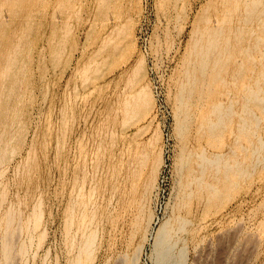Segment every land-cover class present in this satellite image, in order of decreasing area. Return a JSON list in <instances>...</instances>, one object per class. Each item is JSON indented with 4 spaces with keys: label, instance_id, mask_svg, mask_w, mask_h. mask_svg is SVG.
<instances>
[{
    "label": "rangeland",
    "instance_id": "rangeland-1",
    "mask_svg": "<svg viewBox=\"0 0 264 264\" xmlns=\"http://www.w3.org/2000/svg\"><path fill=\"white\" fill-rule=\"evenodd\" d=\"M225 8L0 0V133L16 135L2 143L0 264L14 233L8 264H264V52L246 78L226 70L234 56L193 73L196 39Z\"/></svg>",
    "mask_w": 264,
    "mask_h": 264
},
{
    "label": "bare ground",
    "instance_id": "bare-ground-1",
    "mask_svg": "<svg viewBox=\"0 0 264 264\" xmlns=\"http://www.w3.org/2000/svg\"><path fill=\"white\" fill-rule=\"evenodd\" d=\"M221 1L226 7L224 10L221 9L222 11L221 16L214 20L212 19L207 20V24L202 28V30L200 31L199 37L196 39L194 51H195V60L197 63V68L193 69V73H196L198 69H203V71L205 72L208 69L209 63L210 65L214 67L220 66V68H225V65L228 62L227 58L234 56L235 59L232 61L233 65L227 68L226 70L232 71L234 73L233 75L235 78H238V76H241V77L244 76V78H246L245 76L246 67L243 64L244 60L247 59L251 51H253L256 48L259 50V52H264V48L263 46H261V44L264 43V16H263L264 13L263 11L259 9V6L261 5L263 0H221ZM252 22H258L257 32H260L259 35L256 36L255 41L251 40V34L246 31V29L249 28L248 27L249 25L247 24H250ZM125 30L126 29L124 28H121V29L119 28L118 33H124ZM252 32L254 33L255 30ZM127 38H129V36H127ZM128 40L131 45V42H132L131 38H129ZM231 41L232 43L230 44ZM239 55H241L243 58L236 57ZM14 56L11 57L12 60L10 64L7 62L9 66L12 65L13 68L15 66ZM143 65H144L143 59L138 60L134 64V66L131 69V73L129 75L131 82H134L135 78H138L141 75ZM9 66H7V69L9 68ZM260 72H264V66L262 67ZM14 89H15L14 84H11L10 91L13 92ZM3 94H4V91H3ZM148 95H149L148 92H146L145 90H141L138 93V97H139L138 99L140 101H144L146 100ZM180 110H182L181 104L179 107V111ZM211 124L212 123H210V125ZM15 139H16V135H13V133H11L9 130H4L0 133V161L7 154V150L5 151L2 143L4 142L12 143ZM216 162H217V156H215L214 158L204 157V163L203 165H201V172L204 173L205 170H207V168L210 165H213ZM11 215L12 214L8 216V222H7V223H10L11 225L6 224L7 226H12V221H14L13 215L12 216ZM5 216H7V214ZM41 216L42 214H40V217ZM7 226L6 228H8ZM8 230H11V228H8L6 231ZM170 231H171V228L169 227V223L167 222L162 224V226L157 231L158 235L155 241L156 242L155 245L156 247H159L161 250L159 251V254L161 253L162 258H164L163 263H166L167 256H168L167 254L169 253L168 250H169ZM14 232L17 233V231L15 230ZM12 233L13 231L8 234L11 235ZM14 234L11 235L12 239L9 235L8 236L5 235L3 237L5 239H2V243L4 242V247L2 244V249L4 248V251L2 252L1 250V252L4 253L5 258L2 257V260L3 258L6 259L4 262L5 264H8L7 263L8 260H10L11 256L15 252L13 251V249L15 250V248H13L12 247L13 244H11L12 241L14 240L13 237L16 235ZM13 242L15 244L16 239ZM92 243H93V240H90L86 243L85 245L86 251H88L91 248ZM25 246L26 245L20 246L19 252H21L23 248L24 251L23 250L22 251L23 253H25L26 252ZM11 251L13 252L11 253ZM2 253L1 255H3ZM9 264H13V262Z\"/></svg>",
    "mask_w": 264,
    "mask_h": 264
}]
</instances>
